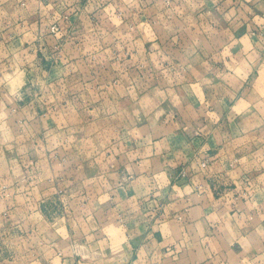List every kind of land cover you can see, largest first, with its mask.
<instances>
[{
  "label": "crops",
  "instance_id": "0c3cea01",
  "mask_svg": "<svg viewBox=\"0 0 264 264\" xmlns=\"http://www.w3.org/2000/svg\"><path fill=\"white\" fill-rule=\"evenodd\" d=\"M124 1L138 10L123 15L132 79L110 10L121 0H0V39L26 54L18 85L37 149L34 221L0 225L22 233L1 262L264 264V0H169L167 15L165 0ZM158 21L168 29L149 47L173 73L138 93L151 69L141 25Z\"/></svg>",
  "mask_w": 264,
  "mask_h": 264
},
{
  "label": "rangeland",
  "instance_id": "374dc122",
  "mask_svg": "<svg viewBox=\"0 0 264 264\" xmlns=\"http://www.w3.org/2000/svg\"><path fill=\"white\" fill-rule=\"evenodd\" d=\"M126 3L127 2L124 0H121V6L115 7L113 5L110 7V10L113 14L120 13L122 20L120 39L121 64L123 66L125 65L126 68H124V71L121 70V78H126L128 75V77L132 79V77L135 75L133 73L135 54H132L131 52L134 50H130L131 48L128 47L133 44V39L132 37L122 35L125 32L132 31L134 23L125 20L126 18H124L123 15L125 14V9L131 10L129 15H132L135 12L137 14L138 10L135 7L125 5ZM168 3L169 0H165L163 2V5L159 7V13L164 15L168 14V8H173L167 7ZM140 8V13L142 15H147L149 17L154 15L151 7L146 8L145 6H142ZM175 8H177V6H175ZM179 8L182 9V6ZM134 9H136V11ZM175 12L178 13L177 10H175ZM224 12L225 10L222 11V13ZM158 25L159 27H156ZM154 29L155 31L163 30L165 32L168 29L167 23L158 21L155 22L153 26L151 23H144L141 25L142 33L148 34L146 35L147 38H143L142 52L144 55L142 57L145 61V65L151 69H147V71L143 73L141 82L139 81L138 83V93L141 91L147 92L146 90H151L152 88H161L159 85L165 84L166 80H169L168 75L173 73L168 68L170 65L160 66L158 64H166V58L163 57V54H154V52L157 50V47H149L151 46L152 41L150 38H148L150 35L149 32L153 31ZM169 29H171V26ZM10 40L11 39H0V225H26L27 221H34V217L31 218L32 220H29L28 213L33 209L32 207L34 204V199H36L35 194H32L33 196L30 194V190L31 186L36 185V183L33 182V180H36V178L32 175L37 170V168L35 166H31L28 161L32 160V156L36 154L37 149H35L28 142L27 137L24 135L25 129L32 127V125H30L28 122H25L26 118L23 117L24 108L25 110H29V107L26 106L28 101L24 99V94L27 95V91L31 89L30 87L24 89L23 86L18 85V79L21 75V67L18 68V66H20L24 61V56H26V54L22 51V49H8L6 42ZM73 40L75 42L77 40L79 41V39ZM106 41H108V39H106ZM111 42L113 41H110L109 43L111 44ZM85 45L88 46L90 44L85 43ZM147 51L150 54H145ZM157 57H159V59H157ZM124 72L128 74L124 75ZM178 72H181V70ZM122 88L123 87H121V92L123 93ZM151 91L153 93L157 92L155 89H152ZM167 92H169V90H164L161 91V94L164 95ZM126 94H128V92H126ZM151 95L152 94H148L147 96ZM144 99L145 100L142 102H145L144 104L148 103V98L144 97ZM39 149L40 147H38V150ZM26 164H29V166ZM46 199L49 200L48 197ZM60 201L63 207L64 205L62 204V200L58 199V202ZM3 227L6 228L5 226ZM20 234L22 233L19 226H16V228L13 230L2 229L0 231V253L1 255L3 254L2 259L5 258L6 254L12 255L20 251L22 248L20 241L21 237H19ZM6 237L8 239L10 238L12 241L6 242ZM11 245H13L15 248H13ZM1 260L0 264H13L12 262H1Z\"/></svg>",
  "mask_w": 264,
  "mask_h": 264
},
{
  "label": "built area",
  "instance_id": "2783aa9c",
  "mask_svg": "<svg viewBox=\"0 0 264 264\" xmlns=\"http://www.w3.org/2000/svg\"><path fill=\"white\" fill-rule=\"evenodd\" d=\"M48 30L50 33L58 36H61L63 33V30L61 29L60 25L56 22H51L48 26ZM206 164H207V159H203L200 161V166L204 167ZM184 173H185L184 171H181L180 176L184 175Z\"/></svg>",
  "mask_w": 264,
  "mask_h": 264
}]
</instances>
